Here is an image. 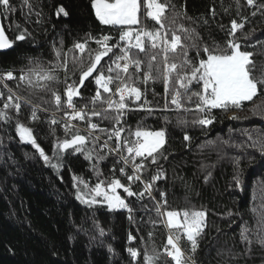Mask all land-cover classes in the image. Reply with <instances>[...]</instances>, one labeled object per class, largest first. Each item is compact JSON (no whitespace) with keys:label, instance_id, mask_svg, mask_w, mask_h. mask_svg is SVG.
Listing matches in <instances>:
<instances>
[{"label":"trees","instance_id":"1","mask_svg":"<svg viewBox=\"0 0 264 264\" xmlns=\"http://www.w3.org/2000/svg\"><path fill=\"white\" fill-rule=\"evenodd\" d=\"M10 2L15 11L0 15L6 35L14 39L19 31L27 29L30 36L24 41H15L12 49L0 52V73L13 70L14 75L18 76L19 69L26 67L30 58L39 59L45 64L54 63L53 48H60L61 40L64 51H67L74 41H83L87 33L93 36L110 34L114 38L110 43L119 37L118 29L101 25L96 19L91 6L92 0H32L35 7L31 15L23 6V0ZM172 3L178 10L186 11L188 16L196 20L195 24L188 20H183L182 23L197 27L205 42L211 45L215 41L221 48L227 47L232 20L241 23L247 18L244 29L238 31L236 36L242 50L255 53L254 74L264 76V9L257 11L256 7L248 6L246 0H239V5L236 0H172ZM259 4H264V0H257V5ZM60 6L68 12L67 17L63 14L57 17L56 9ZM213 9L215 16L212 15ZM37 11L42 12L39 18L41 23L36 22L38 18L34 13ZM0 12H3L2 6ZM253 12L257 14L253 16ZM204 20H207V24ZM144 23L149 28L159 27L150 19ZM16 25H20V28L17 29ZM253 29L255 32L245 40L242 33ZM90 47L97 46L91 43ZM191 55H196L194 50ZM141 58H145L143 54ZM159 59L158 57V61ZM105 61H108V57L101 63L104 64ZM79 75L77 72L72 79L79 80ZM60 79H64L63 71L60 72ZM6 84L23 101L30 99L34 104H40L41 108L47 109L45 112L57 110L50 93H37L18 79ZM85 85L80 89L83 98L74 99L77 108L87 103L90 109L92 105L88 103V99L95 95L97 86L91 77L85 81ZM140 87L143 89L145 86L141 84ZM147 87V98L162 105L163 83H149ZM53 88L61 94L65 90L63 83L54 84ZM0 92L3 94V99H0L2 110L8 92L1 84ZM153 92L157 95L153 96ZM41 97L48 103H43ZM62 99H66V96L62 95ZM21 105L19 116L14 110L8 109L11 121L5 123L0 120V264H134L133 259L126 255L129 247L141 253L135 264H143L145 250L155 255L154 248L156 252L162 253L158 264H174L164 253L167 228L163 224L153 227L149 223L150 219H160L155 213V201L148 198L142 201H137L135 197L128 198L135 209V223L129 221L126 211L109 212L105 206L89 208L82 204L76 199L72 177L81 176L94 185L97 178L90 170L89 161L80 154H65L59 172L46 165L31 145L20 141L15 130L16 121L19 119L34 129L38 144L50 157L55 139L65 138L64 127L61 124L50 127L45 113L39 115L38 121H31L30 104ZM250 109L264 111V91L252 101L245 102L243 110H213L216 121L207 128L191 123L199 115L196 112L186 114L189 121L186 126H177V114L171 112L166 113L172 120L167 125L159 112L152 116H146L141 111L129 112L124 118V126L132 130L138 124L151 130L166 128L167 143L164 151L167 160L160 159L158 165L145 162L146 170L142 174L143 180L150 181L158 167L162 166L166 178L156 182L158 191L153 193L155 199L160 201V192H165L168 210H207V227L193 256L196 264H264V247L257 242V237H252L251 251H248L249 246L242 243L239 236L244 221H247L249 227H256L257 216L251 208L255 205L259 212L260 205L264 203V157L250 147L238 150L220 144L221 139H231L233 143L248 142L247 136L243 134L244 129L253 135L256 132L264 133V120L254 117ZM232 115H237L240 119L232 120ZM92 122L108 129L113 126L111 121L98 117H92ZM74 125L82 134L87 135L80 129H87L85 121L75 120ZM52 129L55 130V135L52 134ZM185 134L190 136V141L183 139ZM106 138L102 136L101 140ZM109 142L115 146V141ZM201 145L204 147L201 148ZM221 148L227 154L223 159ZM233 156L242 158V189L233 186L234 168L230 159ZM113 168L116 169L115 173ZM99 169L103 173L101 178L115 175L123 183H127L126 178L120 175V166L113 155L102 161ZM208 173L211 176L206 183L204 177ZM132 187L134 191H140L143 184L136 181ZM118 193L122 197L126 196L123 189ZM254 193L255 201L252 199ZM229 210L239 212L240 215L226 218L225 213ZM232 220L235 223L229 227ZM93 221L104 228V236L99 235ZM129 233L135 237L132 242H129ZM180 244L190 252V244L186 238H182ZM109 248L112 249L111 252Z\"/></svg>","mask_w":264,"mask_h":264},{"label":"snow or ice","instance_id":"2","mask_svg":"<svg viewBox=\"0 0 264 264\" xmlns=\"http://www.w3.org/2000/svg\"><path fill=\"white\" fill-rule=\"evenodd\" d=\"M236 3L239 5V0H236ZM246 3L250 7H256L257 11L264 9V4L257 5V0H246ZM0 6L3 9L0 15L15 11L10 0H0ZM23 6L28 9L29 15L33 14L35 6L32 0H23ZM91 6L101 25L118 29V39L110 43L114 40L110 34L93 36L87 33L83 41H74L67 51H64L63 40H61L60 48L55 46L53 48L54 63L45 64L39 59L30 58L29 64L19 69L18 76L14 75L13 70L0 73V82L18 79L20 83L37 93H50L57 110L64 108L70 110L65 112V117L68 119V123L63 125L65 138L55 139L51 157L38 144L34 129L19 119L15 124L16 134L22 143L31 145L45 164L57 172L62 167L65 154L83 155L84 159L89 161L90 170L95 174L97 182L93 185L83 177L73 175L76 199L89 208L101 205L106 206L109 212L126 211L129 221L135 223V209L128 198L135 197L137 201L148 198L155 201L153 193L158 191L156 182L166 178L165 172L162 166H159L150 181L143 180L142 174L146 170L145 162L158 165L160 159L167 160L168 157L164 151L167 136L166 128L151 130L140 124L135 130L126 128L124 118L127 114L141 111L146 113V116H152L159 112L167 125L172 120L166 113H176L177 126H186L189 123L186 114L196 112L199 115L191 123L207 128L216 121L213 110L219 109L224 112L243 110L245 102L252 101L261 91H264V76L258 77L254 74L255 53L242 50V45L236 36L238 31L244 29L247 18L241 23L232 20L229 39L226 42L227 47L221 48L215 41L211 45L205 42L197 27L182 23L181 21L188 20L195 24L196 20L188 16L186 11L178 10L172 0H92ZM34 14L38 18L36 22L41 23L39 18L42 12L37 11ZM61 14L68 16L63 6L56 9L57 17ZM256 14L257 12L252 13L253 16ZM212 15L215 16L214 9ZM147 19L154 21L159 27L149 28L144 23ZM204 23L207 24V20H204ZM16 27L19 29L20 25ZM254 32L255 29L242 33V36L247 40ZM29 36L30 33L24 29L19 31L14 39H10L4 27L0 25V51L12 49L15 41H24ZM91 43H95L97 47H90ZM193 50L196 53L195 56L191 55ZM141 54L144 55V59L141 58ZM105 57H108V61L102 64L101 61ZM69 64H71V70H69ZM61 71L64 74L63 80L60 79ZM77 72L80 74L79 80L72 79ZM93 73L96 75L93 76ZM89 77L97 86L95 95L88 99L92 107L89 109L86 103L77 108L74 98H83L80 89L86 87L85 81L89 80ZM158 81L164 85L162 105L147 98V85ZM59 83L65 86L63 94L53 88L54 84ZM141 84L145 86L143 89L140 87ZM113 85L115 87H112ZM5 86L7 87L6 83ZM62 95L66 96V99H62ZM156 95L153 92V96ZM0 99H3L2 93H0ZM19 99L17 97L14 101L13 95L8 96L4 108L0 110V120L5 123L11 121L12 117L9 116L8 109L14 110L19 116L22 107ZM41 100L43 103H48L43 97ZM25 103L31 105L30 119L33 122L40 119L39 111H47L30 99L25 100ZM250 110L254 117L264 120V111ZM92 117L109 120L113 126L111 129L100 127L99 124L92 122ZM230 119L239 120L240 117L232 115ZM75 120L87 123V135L82 134L79 128L71 123ZM48 123L51 127L59 124L60 121L53 117ZM74 128L75 131H73ZM52 134L55 135L54 129ZM243 134L247 136L250 143H233L231 139H221L220 144L238 150H246L250 147L264 157V133L256 132L253 135L252 132L244 129ZM102 136L107 138L100 143ZM113 139L114 147L109 144V141ZM183 139L190 141L191 138L185 134ZM203 147L204 145H201V148ZM220 152L223 153V148ZM117 154L119 159L116 162H122L124 165L119 172L121 176L126 177L127 183H123L115 175L111 178H101L103 173L99 169V164L109 155ZM226 155L223 153L221 158L223 159ZM137 158H140L139 162ZM230 159L234 168L233 186L242 189L244 185L242 158L233 156ZM129 165H131L132 174L126 171ZM115 171L116 169L113 168V173ZM210 176L211 173H208L204 177L206 183ZM136 181L143 184L142 190H133L132 185ZM118 189H123L126 196L122 197ZM160 197L161 200L155 203V213L160 219H150L149 223L153 227L163 224L168 229L164 253L174 264H196L193 256L199 247V239L207 227V210L204 208L168 210L166 193L160 192ZM252 199L255 201V193ZM262 200H264V194H262ZM251 211L257 216L256 227H249L247 221H244L239 233L241 242L249 246L248 251H251L253 236H256L257 242L264 247V203L260 205L259 212L255 205ZM234 215L239 216L240 213H234L232 210L225 213L226 218ZM233 223H235L234 220L230 221L229 227ZM93 226L98 229L100 236L106 234L104 228L97 225L95 221ZM84 230L87 231V229ZM151 238L150 232L149 239ZM182 238H186L189 242L191 254L182 248L180 244ZM128 239L132 242L135 237L129 233ZM109 251L111 252L112 249L109 248ZM127 251L135 264L141 253L131 247ZM153 252L156 254H149L145 250L143 264H158L162 253L156 252L155 248Z\"/></svg>","mask_w":264,"mask_h":264},{"label":"built area","instance_id":"3","mask_svg":"<svg viewBox=\"0 0 264 264\" xmlns=\"http://www.w3.org/2000/svg\"><path fill=\"white\" fill-rule=\"evenodd\" d=\"M8 81H6V82H0L4 87H6L5 86V83H7ZM112 87H115V85H113ZM1 93V92H0ZM16 98H17V96H15ZM118 98V97H117ZM20 100V99H19ZM66 111H70V110H68V109H66V108H64V109H61V110H56V111H52V112H45V111H39L38 112V116L39 115H42L43 113H45V114H47L46 116H47V119H48V121L51 119V118H55L56 120H58V121H60V123L59 124H61V125H64L65 123H68V119L65 117V112ZM39 118H40V116H39ZM74 122L75 121H71V123L74 125ZM83 132H85L86 134H87V129H84V128H80ZM102 141V143H103V140H101ZM112 141H115L114 139L112 140ZM109 144L110 145H112L110 142H109ZM113 146V145H112ZM114 147V146H113ZM105 151H107V150H105ZM114 156V158L116 159V161L119 159V156H118V154L117 155H113ZM139 159L140 158H137V162H139ZM119 166H120V168L121 167H123L124 165H123V163L122 162H119V163H117ZM126 171H127V173L128 174H132V168H131V165H129L127 168H126ZM121 175V174H120ZM122 177H124V176H122ZM124 178H126V177H124ZM156 201H159V200H156L155 199V203H156ZM167 234H168V229H167ZM182 246V245H181ZM182 248H184L183 246H182ZM185 250H186V252L188 253V254H190V252L186 249V248H184ZM166 254V253H165ZM126 255L127 256H129V257H131L130 255H129V253H128V251H126ZM167 255V254H166ZM132 258V257H131Z\"/></svg>","mask_w":264,"mask_h":264},{"label":"water","instance_id":"4","mask_svg":"<svg viewBox=\"0 0 264 264\" xmlns=\"http://www.w3.org/2000/svg\"><path fill=\"white\" fill-rule=\"evenodd\" d=\"M0 25H2V23H1V20H0ZM4 51V50H3ZM1 52V51H0ZM117 191H122V189H118Z\"/></svg>","mask_w":264,"mask_h":264},{"label":"rangeland","instance_id":"5","mask_svg":"<svg viewBox=\"0 0 264 264\" xmlns=\"http://www.w3.org/2000/svg\"><path fill=\"white\" fill-rule=\"evenodd\" d=\"M254 98H255V97H254ZM254 98H253V99H254ZM248 102H250V101H248ZM97 206H101V205H97ZM105 207H106V206H105Z\"/></svg>","mask_w":264,"mask_h":264}]
</instances>
